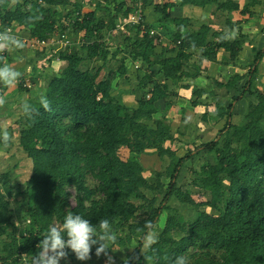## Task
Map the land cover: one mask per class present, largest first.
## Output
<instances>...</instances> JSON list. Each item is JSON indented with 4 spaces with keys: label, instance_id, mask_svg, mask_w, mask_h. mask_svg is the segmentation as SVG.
Segmentation results:
<instances>
[{
    "label": "trees",
    "instance_id": "1",
    "mask_svg": "<svg viewBox=\"0 0 264 264\" xmlns=\"http://www.w3.org/2000/svg\"><path fill=\"white\" fill-rule=\"evenodd\" d=\"M68 1L22 0L14 8L11 0H0V31L20 27L37 40H50L56 33L68 32L65 21L56 17L62 16L58 7ZM134 1L135 5L138 0ZM111 3L100 0L95 10L86 13L81 1L74 4L76 17L71 20L76 31L83 33L82 40L72 51L49 46L53 58L65 64L45 86L34 90L20 82L21 89L24 86L29 94L22 102L27 100L39 109L34 119L22 114L17 121V145L33 165L26 188L20 191L27 207L19 220L29 223L22 227L12 211L4 192L10 184L7 173L0 179V264H29L49 226L63 223L68 211L94 225L108 219L118 236L117 246L133 249L128 255L129 264L135 257L138 260L133 264H171L178 255L188 256L191 246L201 249L191 254L190 264H264V90L255 83L264 48L256 53L247 74H236L225 81L214 79L209 91L194 87L193 106L205 101L215 105L213 111L203 113V121L225 123L217 140L204 142L203 149L190 152L205 150L211 160L199 171L193 169L194 178L186 189L179 182L189 155L178 159L171 147L174 93L170 84L200 78L204 60L216 61L221 51L229 54L224 63L234 62L251 37L242 32L233 37L208 23L192 29L191 19L177 16L175 30H163L170 34L173 47L159 51L162 32L144 16L146 31L141 25L121 31L129 48L112 47L104 34L106 29H116L108 19ZM176 4L155 3V9L164 13L159 21L165 27ZM184 4H216L229 14L238 10L253 14L250 9L262 0H246L242 7L234 0H182ZM134 10L128 9L125 17ZM151 30L156 33L151 35ZM120 53L145 63L148 69L156 65L160 69L158 79L145 72L135 88L146 89L147 93L135 105L126 103L122 94L114 91V79L127 76L128 71L125 61L110 64ZM220 89L235 92L228 104L220 98ZM206 93L211 100L203 99ZM42 94L51 102V111L39 105ZM242 98L249 99L248 110L237 122L233 110ZM122 148L130 152L126 158L120 154ZM147 154L169 159L166 173L154 171L148 176L141 161ZM163 174L169 177L167 185L162 181ZM70 185L77 191L75 204L67 190ZM193 191L206 200L198 203ZM173 197L194 207L208 206L215 212L199 211L188 227L180 226L185 233L180 237L173 236V232L185 218L171 214L158 243L145 252L151 258L146 261L140 248L146 231L144 223L151 220L157 229L163 212L173 211L169 204ZM206 248L209 251H203ZM210 250L220 252V259L212 257Z\"/></svg>",
    "mask_w": 264,
    "mask_h": 264
},
{
    "label": "rangeland",
    "instance_id": "2",
    "mask_svg": "<svg viewBox=\"0 0 264 264\" xmlns=\"http://www.w3.org/2000/svg\"><path fill=\"white\" fill-rule=\"evenodd\" d=\"M83 0H75V2H79ZM90 5H86L85 9H91L95 8L100 0H89ZM123 0H112V6L117 8L118 6H121V2ZM132 1V0H130ZM146 3L143 6V13L145 18L152 21V26L159 31V27L156 26L155 21L156 18H153V16L157 17L158 13L155 14L154 8L152 5H149L153 0H144ZM70 2V1H68ZM74 0H71V2L65 6H59L58 9L60 10V13L62 16L59 15L56 16L58 19L62 18L65 23L63 24L64 27L67 28V31L72 36L74 42L82 40L83 33H78L76 31L75 26L73 25V19L76 17L75 13L73 12V9L75 7L74 4H76ZM121 3V4H120ZM87 4V3H86ZM115 4V5H114ZM147 4V5H146ZM134 5V4H133ZM132 5V7H133ZM216 9V14H213L214 10ZM84 10V8H83ZM125 8L122 10V12H125ZM235 11L234 13V21H232V24H229L226 22V18L228 16V13L226 11H221L217 8V5H214L213 7H210L207 10L200 9L196 11V16L191 19V28L196 29L203 23H208L214 26L216 29H226V31H231L230 28L235 30V36L237 33L242 32L246 35H249L250 37H255V40L251 44H246L247 46V52H245V55L238 58L236 63H233L230 68L228 69H215L214 72H210V66L205 67L203 64V75L202 78H199L197 83L198 86L201 87V85H205L204 87L206 89H210L211 85L213 86L214 79L218 78L220 80H225L229 78L230 76H234L236 74H247L250 71L251 64L249 62L252 61L255 58V55L258 51L264 48V4L258 5L255 7V10L252 11L253 14L251 16L244 17L242 14ZM183 10H175V14L177 16H182ZM194 14V13H192ZM198 15V16H197ZM233 15V14H232ZM193 21V22H192ZM228 28V29H227ZM159 32L162 37H164V40H162V47H160L159 51H162L164 47H173L171 43V36L167 32H164L163 30H160ZM109 31L106 32V38H108L109 43L112 47H116V45H123V47L129 48L128 42H125L124 35L121 33H118V39L115 38V36L108 34ZM257 40H256V36ZM84 36V35H83ZM124 40V41H123ZM35 47H39V45L33 41L31 44H28V46L25 45L23 49H13L10 52L5 54V57L7 59L3 60L2 63H8L13 68L18 70L22 73L18 83L14 87H7L3 84H0V94H2L5 99L6 103L3 107H0V126H6L9 130V133L13 137V145H9L7 147L0 145V179H3V176L7 173L10 174V184H8L7 187H4V192L7 195V199L11 203L12 211L18 219V223L22 227H25L26 224L29 223V221H23L19 220V217L24 216L26 211V201L25 198L20 194V191H24L26 188V182L30 179L32 175V160L29 159L27 154L22 151L17 143H18V135H19V125L17 124V121L19 120L20 116L22 115V112L20 110V105L22 100L27 98L29 94L26 93V90H24V86L29 87L30 89H39L45 86L50 77L56 74L63 66L64 62L59 60H48L47 59H40L38 60L37 55L39 52L36 50ZM42 47V46H41ZM122 47V46H120ZM117 49V48H116ZM124 49V48H123ZM49 50V49H47ZM50 52V51H47ZM220 58L223 57L222 53L219 55ZM264 57V56H263ZM124 58L132 59L130 55L126 54H120L116 58V60L121 61ZM224 59V58H223ZM264 59V58H263ZM262 59V60H263ZM195 59L193 58L192 61ZM262 60L260 62H262ZM119 61L117 64H119ZM114 63L113 59L110 61V64ZM264 63V62H262ZM97 64V63H96ZM95 65V63H94ZM259 65V64H258ZM264 65V64H263ZM244 67V68H242ZM147 66H140L139 68L134 67V72L132 76L134 78H130V86L135 87L137 84V81L135 77L137 76V72H140L138 74L139 80L141 79V75H143V72L145 69H147ZM157 67H154L153 70H156ZM144 70V71H143ZM220 71H222V76L220 75ZM202 71V70H201ZM226 74V75H225ZM259 74V72H258ZM257 74V77H258ZM130 75V74H129ZM217 75V77H215ZM228 76V77H227ZM122 78L116 77L114 79V91L117 93L122 94L124 100L126 103H129L131 105H135L137 103V99L139 96V91H135L136 88H134L135 94L130 93L129 91H125L124 89L127 87L125 86L124 81H120ZM257 80V78H256ZM24 82L23 89H21L20 82ZM193 80H185L183 82H187V84H184L183 82L180 85L189 86ZM196 81V80H195ZM174 83H171L172 89H174V94L172 95V101L173 105L170 110V115L172 117V129L174 131V140L171 143V147L173 150H175L176 157L179 159L185 155H189V159L187 160V166L182 170L181 176H180V185H182L184 188H186L193 180V169L195 171H199L201 167L208 163L209 160H211V157L207 153V151L202 150L199 153H190L192 151H197L198 148H202V144L207 141H213L217 140L220 137V131L221 127L224 126V120L221 122V124L216 125L217 127H212V120L210 121H203V109L200 112H193L190 109V102L192 101V98L189 100L186 95L180 96L178 92L175 90L176 86L173 85ZM263 85L262 82L258 83L256 82V85L258 86ZM133 89V88H132ZM139 90V89H138ZM20 91V92H19ZM173 91V90H172ZM220 92L219 96L222 99L223 103L228 104L230 100L235 95L234 91H228L226 92L224 89L218 90ZM20 93L22 95L20 96ZM249 97V96H248ZM252 97V96H250ZM211 96L208 95L207 99H210ZM251 99V98H250ZM248 102L249 99H241L240 102H237V104L234 106V120L239 121L241 117H243L248 110ZM214 103V102H213ZM212 106L208 109L210 111L215 109V105L211 104ZM191 110V111H190ZM203 149V148H202ZM129 150L126 148H122L120 151L121 156L127 157L129 155ZM142 163L145 165V167L148 169V176H151V172L157 171V172H164L166 173L167 166L169 165L170 160L166 159V161L162 160L160 156H157L156 154H147L142 156L141 158ZM162 181L165 185L169 183V177H167L165 174H163ZM92 178L88 179V183H91ZM187 189V188H186ZM67 190L70 193L71 201L73 204L76 203V195L77 191L74 186H68ZM192 195L194 199L198 203H202V201L206 200V197L202 195H198L197 192L193 191ZM162 197V195H161ZM170 206L172 207L173 211L166 210L162 214L161 220L158 222L157 231L160 234L161 230L164 229L166 226L167 220L170 217L171 214H175L176 216H183L185 218V221L178 222V229H176L173 232V236L180 237L184 235L185 233L181 230L180 226L185 225L186 227L189 226V223H191L192 220H194L199 213V211H207L211 214H213L215 211L208 207V206H201L194 207L188 204L181 203L177 198L173 197L169 201ZM137 244V241L135 242ZM118 247V246H117ZM121 250H118L116 252H112L111 249H109V253L114 257L115 264H123L124 258L128 257V255L132 252V250H126L124 248H120ZM201 248L191 246L189 250V260L191 259V254L196 253ZM203 251H209V249H204ZM212 257H215L216 259H220V252L215 250H210ZM142 253V252H141ZM105 257L101 255L99 258L95 255V248L92 249V256L90 260L87 261H79L75 258L74 253H71L69 251V256L67 260L62 259L60 261V264H105ZM138 260L136 257L134 258L132 264L134 261Z\"/></svg>",
    "mask_w": 264,
    "mask_h": 264
},
{
    "label": "clouds",
    "instance_id": "3",
    "mask_svg": "<svg viewBox=\"0 0 264 264\" xmlns=\"http://www.w3.org/2000/svg\"><path fill=\"white\" fill-rule=\"evenodd\" d=\"M235 30H233V35ZM25 42L12 34L10 28H4L0 31V61L5 59L4 54L13 49H23ZM22 73L13 68L8 63L0 64V84L7 87H14ZM6 103L5 97L0 94V107ZM39 105L45 111H51V102L47 96L42 94L38 98ZM21 112L29 120L39 115V109L27 100L20 105ZM13 137L6 126H0V143L5 147L9 146ZM143 228L146 230L141 236V252L148 261L150 257L145 252L152 250L153 246L159 241V233L151 220H146ZM118 236L114 232L111 222L108 219H101L96 225L91 223L79 214L68 211L61 224H52L49 226L43 239L37 245L39 251L31 255L29 264H60L62 259L67 260L69 250L74 253L79 261L91 259L93 246L95 255L99 258L103 255L105 264H115L114 257L109 253L121 250L117 247ZM27 255V254H26ZM23 255L21 258H23ZM138 259V257H137ZM123 264H129V258L125 257ZM171 264H190L189 257L178 255L171 260Z\"/></svg>",
    "mask_w": 264,
    "mask_h": 264
},
{
    "label": "crops",
    "instance_id": "4",
    "mask_svg": "<svg viewBox=\"0 0 264 264\" xmlns=\"http://www.w3.org/2000/svg\"><path fill=\"white\" fill-rule=\"evenodd\" d=\"M12 2H11V6L12 7H16V5L20 2V1H22V0H11ZM75 1V0H74ZM144 1V0H143ZM167 1H173V2H176L177 4V6H175V7H173L172 8V11H171V13H172V17H170L169 18V20H168V22L166 23V27L159 21V19L164 15V13H162L161 11H158V10H156L155 9V3H165V2H167ZM181 1L182 0H153V2H151L149 5H152L153 6V8H154V12H155V14H157L158 13V16L156 17H154L153 16V18H156V21H155V24H156V26L157 27H159V31L160 30H167L168 29V31H171V29L172 30H175V23H174V17H177V15L174 13L175 12V10L176 9H178L179 11L180 10H183V12H182V16H178V17H188V18H194L195 16H196V11H198V10H200V9H204V10H207V9H209L210 7H213L214 5H216V4H208V5H206V6H204V7H201V6H195V5H193V4H184L183 6L181 5ZM235 2H237V3H239L240 5H241V7L242 6H244L245 5V3H246V0H234ZM83 4H84V10H83V13H86V12H90V11H93V10H95L96 9V7L95 8H92L91 9V7H90V9H85V6L87 5H90V1L89 0H83V1H81ZM134 0H132V1H130V0H123L121 3L122 4H124V6L122 7V9L121 10H119V7L120 6H118L117 8H115V7H113L112 6V4L113 3H111L110 4V8H111V15L109 16V22L113 25V27L115 28V25L119 22V21H121L122 19H124L125 18V12L128 10V9H131V7H132V5L134 4ZM87 3V4H86ZM98 3V2H97ZM120 3V4H121ZM145 1H144V5H145ZM121 4V5H122ZM264 4V0H262V5ZM115 5V4H114ZM147 5V4H146ZM259 5H261V4H259ZM97 6V5H96ZM258 6V5H257ZM255 7L256 6H254V7H252L250 10L251 11H253V10H255ZM126 9L125 10V12H122V10L123 9ZM227 12V11H226ZM237 12H239V11H237ZM192 13H194V14H192ZM228 13V16H227V18H226V22L227 23H229V21H234V13H235V11H233L232 12V14H229V12H227ZM213 14H216V9L214 10V12H213ZM240 14H241V11H240ZM244 17H247V16H251V14L249 13V14H242ZM198 16V15H197ZM147 19V18H146ZM147 21H149L151 24H152V21H150V20H148L147 19ZM193 22V21H192ZM193 24V23H192ZM230 24V23H229ZM211 25V24H210ZM212 26V25H211ZM190 28H191V25L189 26ZM213 28H215L214 26H212ZM154 28V27H153ZM199 28V27H198ZM198 28H196V29H198ZM10 29H12V34L13 35H15V36H17L19 39H22L24 42H25V45L26 46H28V44H31V42L34 40V38L26 31V30H23V29H21L20 27H12V28H10ZM216 29V28H215ZM228 29V28H227ZM231 29V31H226V29H223V28H221V29H217V30H224L225 32H229V33H232V36L234 37L235 35H233V29L232 28H230ZM107 30H109V29H106L105 31H104V34L106 35V32H107ZM261 32H264V31H261ZM118 33H121V31H118V30H116V29H113V31L111 32V30H109V33L108 34H110V36L111 35H113V36H115L116 37V35L118 34ZM130 33V32H129ZM237 36V35H236ZM235 36V37H236ZM257 37L259 38L260 37V35L258 36H256V40H257ZM108 39V38H107ZM163 40H164V37H163ZM255 40V37H251V41L250 42H246L245 44H244V46H243V51L241 52V54L237 57V59L238 58H240L241 56H243V55H245V52H247V50H249V49H247V46L248 45H246V44H251L253 41ZM258 41V40H257ZM36 48V50L39 52L38 54H42V55H37V58H38V60H40V59H47L48 58V60H59V61H61L60 59H57V58H53V55H52V52H47V51H50V49H49V47H41V46H39V47H35ZM47 49H49V50H47ZM220 53H222V55H223V57L222 58H220L219 57V55H220ZM219 54H218V59L216 60V61H209V60H204V62H203V64L205 65V67L207 68V66H210V72H214V70L215 69H219L220 68V70H223V69H228V68H230L231 67V65L233 64V63H236L238 60L236 59L234 62H232V63H230V64H228V63H224V61H226V56H228L229 54L227 53V52H225V51H221ZM6 54V53H5ZM5 54H4V57H5ZM120 54H124V53H120ZM120 54L118 55V56H120ZM127 55V54H126ZM117 56V57H118ZM132 58V57H131ZM224 58V59H223ZM5 59H7V57H5ZM4 59V60H5ZM255 59V58H254ZM254 59L252 60V61H250L249 60V62H250V64H252V62L254 61ZM113 61H114V63H116V61L118 62L119 60H116V59H113ZM123 61H125V63H126V65H127V68H128V71H127V76H125V77H123L122 78V80H120V81H124L125 83V86H127L124 90L125 91H129L130 93H132V94H135V92H133L134 91V89H132V88H135V87H131L130 86V78H134L133 76H132V74H133V72H134V67L136 68H139L140 66H142V68H144V66H146V64L145 63H143V62H141V61H139V60H134L133 58L132 59H128V58H124V59H122L121 61H120V63H122ZM262 62H264V59L262 60ZM262 62H260L259 63V65H258V72H259V74H258V72H257V74H258V77H257V74L255 75L256 76V78H257V80L255 81V83L256 82H258V83H260V82H262L263 83V85L262 86H260V84L257 86L259 89H261V90H264V63H262ZM114 63H112V64H114ZM119 63V64H120ZM111 66V65H110ZM203 66V65H202ZM154 67H157V69L156 70H153V68ZM152 69H145V71L143 72V75H141V79L143 78V76L145 75V72L146 71H149L150 73H151V75H153V79H158L159 78V75H160V69H159V66L158 65H156V66H154ZM242 68H244V67H242ZM202 69V68H201ZM219 70V72H220V75L222 76L223 74H222V71H220ZM141 72V71H140ZM140 72H137V76L135 77V79H136V81H137V83L136 84H138V80H139V77H138V74L140 73ZM130 74V75H129ZM202 75H203V69H202ZM226 75V74H225ZM215 77H217V75H215ZM228 77V76H227ZM200 78H202V76L200 77ZM140 79V80H141ZM198 79L199 78H197V79H186V80H193L191 83H193V84H189V86H184V85H176V84H173L174 86H176V91L178 92V94L180 95V96H183L184 94H187L186 95V97L190 100L192 97H193V90H194V87L196 86V85H198V83H197V81H198ZM215 79H218V78H215ZM228 79V78H227ZM196 80V81H195ZM218 80H220V79H218ZM226 80V79H225ZM225 80H220V81H225ZM184 84H187V82L185 83V82H183ZM170 86H171V84H170ZM202 87H204L205 85H201ZM211 87H212V85H211ZM211 87H210V89H211ZM139 88H136L135 89V91H136V93H137V91H139V96H138V99H137V101L136 102H138L140 99H142L143 98V96L145 95V93H147V90L146 89H139ZM210 89H207V91H209ZM171 90H173V93H174V89H172V87H171ZM208 95H209V93H206L204 96H203V99H207V97H208ZM211 100V99H210ZM212 105L211 104H207L206 103V101L205 102H203V104H200V105H198V106H193L192 104H191V102H190V109L193 111V112H200L202 109H203V111H201V112H206V110H208L210 107H211ZM190 110V111H191ZM208 111H210V110H208ZM213 111V110H212ZM219 124H221V123H219ZM219 124H216V125H219ZM216 125H213L212 124V127H217Z\"/></svg>",
    "mask_w": 264,
    "mask_h": 264
},
{
    "label": "built area",
    "instance_id": "5",
    "mask_svg": "<svg viewBox=\"0 0 264 264\" xmlns=\"http://www.w3.org/2000/svg\"><path fill=\"white\" fill-rule=\"evenodd\" d=\"M143 6H144V1L138 0L136 4L133 5L135 10L115 25L116 30L127 32V29L129 26L141 25L142 31H146V28L144 25ZM150 33L151 35H154L156 31L151 30ZM33 41H35L39 46H42V47L55 46L58 51H62V50L72 51L75 48V42L72 36L68 32L56 33L54 37H52L50 40H47V41L45 40L40 41L35 38Z\"/></svg>",
    "mask_w": 264,
    "mask_h": 264
}]
</instances>
